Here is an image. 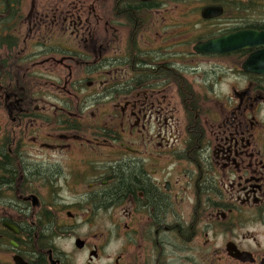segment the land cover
I'll list each match as a JSON object with an SVG mask.
<instances>
[{
	"label": "flooded vegetation",
	"instance_id": "flooded-vegetation-1",
	"mask_svg": "<svg viewBox=\"0 0 264 264\" xmlns=\"http://www.w3.org/2000/svg\"><path fill=\"white\" fill-rule=\"evenodd\" d=\"M188 1L0 0V264H264V47L194 55Z\"/></svg>",
	"mask_w": 264,
	"mask_h": 264
},
{
	"label": "water",
	"instance_id": "water-1",
	"mask_svg": "<svg viewBox=\"0 0 264 264\" xmlns=\"http://www.w3.org/2000/svg\"><path fill=\"white\" fill-rule=\"evenodd\" d=\"M221 15V7H205L200 12L203 20H211ZM259 46H264V32L248 31L222 36L205 42H198L192 47V52L197 55L224 56ZM255 61L259 63L254 64ZM242 68L245 72L264 75V50L249 57Z\"/></svg>",
	"mask_w": 264,
	"mask_h": 264
},
{
	"label": "rangeland",
	"instance_id": "rangeland-1",
	"mask_svg": "<svg viewBox=\"0 0 264 264\" xmlns=\"http://www.w3.org/2000/svg\"><path fill=\"white\" fill-rule=\"evenodd\" d=\"M204 0H191L192 2V6L191 8L187 7V22H188V40H189V44L190 46L193 45V43L200 38H205L208 36L209 33H213V30L210 29L209 25L207 24H202L199 18V10L205 6L204 5H199V3L203 2ZM65 2V1H64ZM207 2V1H206ZM205 2V3H206ZM225 6L227 7V9L225 10V15L224 17L221 19L222 22L226 21V20H231L234 19V12L237 5L234 3H224ZM240 5L245 6V3H239ZM241 8V7H239ZM181 11V8H179V12ZM183 12H184V8H183ZM251 13H255L256 16H261L264 18V8L261 9V7L258 5L257 9L252 10ZM243 15V14H242ZM244 17V16H243ZM237 18V17H236ZM242 19V18H241ZM251 19H256L251 17ZM181 18L178 17L176 20H173V26L178 25V28L181 26ZM215 25H219V24H215ZM217 31V29L215 30ZM191 41V42H190ZM61 246L64 249H69V245L67 243H61Z\"/></svg>",
	"mask_w": 264,
	"mask_h": 264
},
{
	"label": "trees",
	"instance_id": "trees-1",
	"mask_svg": "<svg viewBox=\"0 0 264 264\" xmlns=\"http://www.w3.org/2000/svg\"><path fill=\"white\" fill-rule=\"evenodd\" d=\"M204 4H207V5H212L213 3H208V2H201V3H199V5H204ZM193 4H192V2H191V0H189L188 1V3H187V6L189 7V8H191V6H192ZM211 34V36H214V34L213 33H210ZM191 42V41H190ZM131 179V182L129 183V179H128V182H127V180H125L124 182H123V184H122V188H121V190H120V193L121 192H126V191H129L130 189H132L133 187H135V185L136 184H138V182H137V179H139V176L136 174V177H132V178H130Z\"/></svg>",
	"mask_w": 264,
	"mask_h": 264
}]
</instances>
